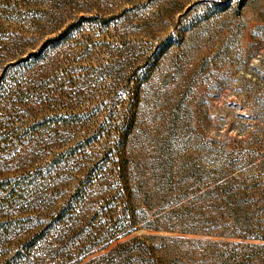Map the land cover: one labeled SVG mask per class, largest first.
I'll list each match as a JSON object with an SVG mask.
<instances>
[{"label": "rangeland", "instance_id": "rangeland-1", "mask_svg": "<svg viewBox=\"0 0 264 264\" xmlns=\"http://www.w3.org/2000/svg\"><path fill=\"white\" fill-rule=\"evenodd\" d=\"M0 264H264V0H0Z\"/></svg>", "mask_w": 264, "mask_h": 264}, {"label": "trees", "instance_id": "trees-1", "mask_svg": "<svg viewBox=\"0 0 264 264\" xmlns=\"http://www.w3.org/2000/svg\"><path fill=\"white\" fill-rule=\"evenodd\" d=\"M119 190L120 189H122V186H119V188H118ZM120 197H122V192H119V193H117L116 194V191H114V198H115V200H117V202H118V199H122V198H120ZM117 205H118V203H117ZM108 212L110 213L111 212V215H112V218L113 217H115L116 218V223L113 225L114 227H113V229L114 228H120V227H124V226H127V219L126 218H124L121 214H119L118 212V210H112V209H108ZM130 225V227H131V225H132V223H128V226ZM133 226V225H132ZM109 230V233L111 232V235H113V236H115V233H114V231H116V230ZM113 232V233H112ZM190 232H192V231H190Z\"/></svg>", "mask_w": 264, "mask_h": 264}]
</instances>
